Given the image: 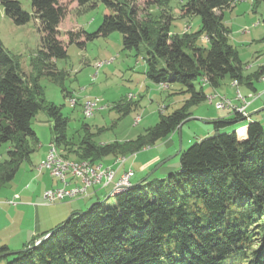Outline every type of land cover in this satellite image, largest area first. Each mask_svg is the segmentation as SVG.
Listing matches in <instances>:
<instances>
[{"label":"trees","instance_id":"obj_1","mask_svg":"<svg viewBox=\"0 0 264 264\" xmlns=\"http://www.w3.org/2000/svg\"><path fill=\"white\" fill-rule=\"evenodd\" d=\"M29 1L31 14L21 9L18 0H0V6L16 26L31 19L38 22L40 50L36 58L43 69L38 75L60 81L63 74L55 70L54 63L66 58L65 46L57 39L66 9L60 0ZM73 1L78 11L101 3L108 13L94 33L67 32L68 45L80 47L118 33L122 49L141 57L149 82L176 86L175 93L188 97L172 113L159 115L158 122L134 140L98 145L86 132L73 150L66 136L67 119L59 107L43 99L38 75L25 78L18 59L0 42V149L4 147L0 189L39 147L31 128L39 113L51 122L50 144L58 150L67 147L75 155L72 159L63 155L65 159L97 165L108 156L115 160L136 155L177 134L180 124L192 116L190 110L207 100L204 84L217 88L227 77L237 82V88L243 85L254 91L264 75V64L253 74L243 75L237 51L229 43L223 11L238 0H185L181 17L198 16L201 24L198 32L180 35L169 33L168 0H155L165 16L157 21L149 14L138 17L135 0ZM251 3L253 8L262 5L264 23V0ZM200 36L208 43L207 49L196 46ZM141 44L147 47L144 54ZM63 91L64 97L70 95ZM136 106L127 98L114 109L125 117ZM242 119L234 115L231 120L211 121L216 134L179 151L178 171L166 179L131 183L122 192L111 194L110 207L96 199L82 215L73 213L49 230L52 234L37 246L35 242L48 232L24 246L32 247L28 251L13 254L1 246L0 264H264V128L253 121L246 124V131L218 133ZM83 129H87L85 125ZM104 130L99 128L98 133Z\"/></svg>","mask_w":264,"mask_h":264},{"label":"rangeland","instance_id":"obj_2","mask_svg":"<svg viewBox=\"0 0 264 264\" xmlns=\"http://www.w3.org/2000/svg\"><path fill=\"white\" fill-rule=\"evenodd\" d=\"M184 1L168 0L165 7L167 12H164L165 15L172 19L169 26L170 34L196 33L200 30L201 20L198 16L181 17L180 7ZM18 2L24 12L31 14L32 9L29 0H18ZM154 3L155 0H135L134 7L138 17L145 18L149 14L153 21L160 20L161 17L164 19L163 12L161 13ZM59 4L66 9L65 16L57 27L59 32L57 39L65 46L66 50V58L54 63L55 70L63 74L60 81L48 78L44 74L38 75V72H43V69L36 58L40 50V34L38 33V22L36 20L31 19L24 25L16 26L9 18L4 16L0 6V42L12 56L18 59L20 70L25 78L32 80L38 75V84L43 92V99L45 102L59 107L61 115L67 119L66 136L72 143L73 150L77 148L80 138L86 132L93 135L92 141L98 145L134 140L137 136L143 134L146 129L154 126L158 122L159 115H168L182 105L186 96L175 93L178 87L166 88L154 85L145 78L143 74L144 62L141 57L135 56L134 51L122 49L120 34L112 33L106 38L93 39L84 42L80 47L76 44H67L65 36L67 32L83 31L91 34L96 31L102 22L103 16L108 13L101 3H97L94 8L85 7L79 11L73 0H60ZM262 15V5H256L253 8L251 0H238L223 11V22L230 31L229 43L237 51L245 76L253 74L259 66L264 64V23L262 22ZM78 40L83 41L82 38ZM196 46L207 49L208 43L200 36ZM140 48L141 54H144L147 50L144 44H141ZM99 65H102V67L96 70ZM263 76L260 78L261 81H264ZM233 82L236 83L235 89L230 87ZM233 82L227 77L220 81L219 86L215 88L218 96L229 91L233 97L235 90H237L248 100L247 95L250 93L247 92L246 87L241 85L237 88V82ZM257 84L255 83V85ZM196 88H199V86L197 85ZM63 90H66L70 95L64 97ZM203 90L205 93L214 92L210 84L204 85ZM217 94H214V96ZM206 96L209 98L208 94ZM127 98L132 102H136L137 106L129 115L120 117V114L114 109V105L126 101ZM94 99L101 100L100 106H104L105 109L95 111L90 118H85L82 113V106ZM70 100H75L74 106L69 104ZM206 102H208V99L190 110L194 115L191 118H194V120L189 121L182 128V141L178 134L169 136L172 139L170 145L165 143L169 139L167 138L151 148L143 149L135 158L129 161V157H125L127 160L123 158L122 161L125 162L126 160V162L121 169V173L130 167L134 174L130 179L131 182L143 183L145 180L166 179L169 174L178 171V151H185L192 144L216 134L211 124H205V119L196 120L198 114L207 117L206 119L215 117L212 105L208 104H212V101ZM253 116L256 117V122L261 123L264 128V110ZM135 120H137L136 123ZM242 124H247L246 120L219 129L218 133L236 132V128ZM83 125L86 126V130L83 129ZM50 126L51 122H48L42 113H39L31 122V128L39 141V147L33 153V158L42 146L46 145L48 147L50 144ZM99 128L105 130L98 133ZM206 132H210V134L206 136ZM3 152L4 147L0 149V161L4 158ZM57 152L60 156H69L70 159L75 156L73 152L68 153L67 147H60ZM110 159L113 160L111 156L104 158L101 165ZM152 159L154 161L151 162V167L148 166L150 168L142 170L141 166ZM159 164L162 165L151 174ZM24 166L25 163L11 183L0 189V194H7L11 188L14 189L16 182L23 174ZM53 180L57 186H60L57 179L53 178ZM45 181L43 180V182ZM112 188V185H109L98 193L102 195L99 198L105 207H110L113 204L112 196L105 200L112 193ZM97 195L83 201L82 212L88 209L90 203L98 197ZM77 201L79 200H75V202ZM61 204L39 207L37 210L40 221L44 220L48 226L51 223H56L65 210ZM68 217L64 216L61 222ZM58 224H55L52 229Z\"/></svg>","mask_w":264,"mask_h":264},{"label":"crops","instance_id":"obj_3","mask_svg":"<svg viewBox=\"0 0 264 264\" xmlns=\"http://www.w3.org/2000/svg\"><path fill=\"white\" fill-rule=\"evenodd\" d=\"M257 83H258L257 85H254V91L246 88L247 92H249L250 94L257 93L259 95L258 98L253 100L246 108V117L244 118V120H246V123L256 121V117L253 115L264 110V81H261L259 79ZM230 87H231V84H230ZM213 90L214 92L212 93L210 92L205 93L204 90L203 92L205 94H212V95L217 94L215 88H213ZM176 92H178V89L176 90ZM224 93L225 94H221V95L229 99H232V95L230 94L229 91L224 92ZM180 95L186 96V99L188 97L187 94H180ZM208 104L212 105L210 103ZM248 110H250L251 112ZM214 111H215V117L206 119L207 117L198 114L196 115V118H197L196 120L205 119L206 120L205 124H210L211 121H214V120H231L234 117V115L227 110H223V111L214 110ZM192 116L194 115L192 114ZM242 120L236 121L234 123H230L227 126L241 122ZM183 127L184 125L180 129L181 141H182V128ZM240 129H243L244 131H246V124H242L239 127H237L236 132ZM225 132L229 133L230 131H225ZM177 134L174 133L173 135H177ZM207 134H210V132L205 133L206 136ZM170 138L166 140L165 142L166 145H170L171 140H172ZM46 152H47V146L45 145L40 148V151H37L35 153L34 158L32 154L30 157V160L28 162H25V166L23 167V171H22L23 174L21 178L19 179V181L16 182L17 184L14 186V189L11 188V190L7 192V194H0V247L6 246L9 249V251L12 253L18 250H21L22 248H24V246H26L32 240L38 238V236L41 235L42 233H45L51 230L55 224H58L59 222H61L64 216H70L73 213L77 214L79 212H82L83 211L82 207L84 206L83 201L87 199H91L94 195L96 196L99 192H101V190L104 189V188L100 189V187L98 188L96 187L97 189L94 188L92 190V195L89 198L79 199V201L77 202H75L74 200L70 202H63L62 204L60 203L61 205H63L62 207L65 210H64L63 215H61L57 219L56 223H53V224L51 223V225L48 226L47 223L44 222V220L40 221L39 213L37 209H39V207L46 206V205H43V200H42L43 192L47 189H53V188L58 187L55 181L53 180V178L47 172L46 173L42 172L40 174H37L36 169H34L36 164H38L45 158ZM136 156L137 154L130 156L128 161L132 158H135ZM111 160L112 159L106 160L103 165L105 166L114 165L115 160L114 159L112 161ZM152 161H154V159L148 161V163L146 164L144 163L145 165L143 164L141 166V169L143 170L145 168H150L151 167L150 164ZM23 165L24 164H22L21 167ZM97 165H101V164H97ZM123 166H121L120 169L118 170L115 179H117L118 176L121 174V169ZM128 169L132 171L130 167ZM15 178H16V175L14 179ZM43 180H46V181L43 182ZM135 183L137 182H134L132 184H135ZM100 195L98 194L97 195L98 197H96V199H100L99 198ZM96 199L93 202H95Z\"/></svg>","mask_w":264,"mask_h":264},{"label":"built area","instance_id":"obj_4","mask_svg":"<svg viewBox=\"0 0 264 264\" xmlns=\"http://www.w3.org/2000/svg\"><path fill=\"white\" fill-rule=\"evenodd\" d=\"M99 65L96 70L100 69ZM205 85V84H204ZM231 87L235 89V83H231ZM257 93H251L247 98L243 97L239 91L235 90L232 99L223 95L208 97L212 98V106L216 111L227 110L233 115L246 117L247 106L256 98ZM102 101L94 99L83 104L84 110L95 111L101 105ZM75 104H73L74 106ZM139 119V118H138ZM137 120L134 122L136 123ZM125 162H115L112 166L102 165L101 167L78 166L72 164H63L59 157L53 155L50 150V144L47 147L45 160L38 163L36 173L47 172L52 178L57 179L60 186L47 189L42 194L43 205H55L63 202H70L79 199H86L92 195V190L96 187L100 189L112 185V189L123 187L131 184L133 172L130 169L122 172L117 179L116 174Z\"/></svg>","mask_w":264,"mask_h":264},{"label":"bare ground","instance_id":"obj_5","mask_svg":"<svg viewBox=\"0 0 264 264\" xmlns=\"http://www.w3.org/2000/svg\"><path fill=\"white\" fill-rule=\"evenodd\" d=\"M264 77V76H263ZM235 83V82H234ZM235 86H236V83H235ZM214 96V95H213ZM215 96H218V94L217 95H215ZM208 99V102H211L212 101V98L211 97H209V98H207ZM75 101V100H74ZM73 100H70L69 101V104L71 105V106H73V104H75V102H74ZM105 109V107L104 106H99L98 108H96V110L95 111H102V110H104ZM95 111H90L89 113H88V110H84V108H82V113H83V116L85 117V118H90L91 116H92V114L95 112ZM50 150H51V152L53 153V155H55L56 157H59L60 158V160H62V163L63 164H72V165H78V166H91V167H101L102 165H91V164H89L88 162H86V161H84V162H78V161H73V160H69V159H65L63 156H60L59 155V153L57 152V149H56V147L54 146V144H50ZM123 158L124 157H119L118 159H116V161L115 162H123L122 160H123ZM43 160H45V158L43 159ZM42 160V161H43ZM131 184H129V185H125V186H123V187H116V188H114L111 192V194H113V193H118V192H122L123 190H125L126 188H128L129 186H130Z\"/></svg>","mask_w":264,"mask_h":264},{"label":"water","instance_id":"obj_6","mask_svg":"<svg viewBox=\"0 0 264 264\" xmlns=\"http://www.w3.org/2000/svg\"><path fill=\"white\" fill-rule=\"evenodd\" d=\"M191 120H194V118H188L187 120H185V121H183L181 124H180V126L178 127V137L180 138V129H181V126L183 125V124H185V123H188L189 121H191ZM178 153H179V151L177 152V155H178ZM162 164H159L156 168H154V170L151 172V174H153L160 166H161ZM140 183H142V182H137V183H135L134 185H139ZM110 197V194L106 197V199L105 200H107L108 198ZM92 206V204L88 207V209L90 208ZM84 212H80V213H78L79 215H82ZM52 234V232H48L46 235H44V236H42V237H40L36 242H35V244H34V246H37L39 243H41V242H43L45 239H47L50 235ZM30 249H32V247H26V248H22L21 250H18V251H16V252H13V254H15V253H19V252H25V251H28V250H30Z\"/></svg>","mask_w":264,"mask_h":264}]
</instances>
